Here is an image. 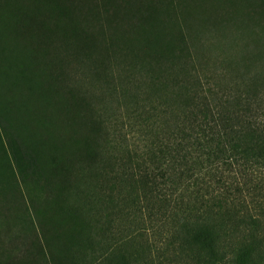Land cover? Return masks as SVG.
<instances>
[{
	"label": "trees",
	"instance_id": "1",
	"mask_svg": "<svg viewBox=\"0 0 264 264\" xmlns=\"http://www.w3.org/2000/svg\"><path fill=\"white\" fill-rule=\"evenodd\" d=\"M0 264H264V0H0Z\"/></svg>",
	"mask_w": 264,
	"mask_h": 264
}]
</instances>
